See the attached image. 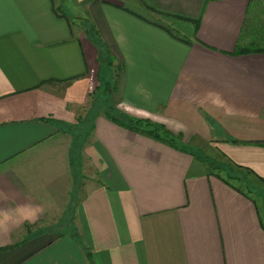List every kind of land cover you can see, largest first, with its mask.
I'll list each match as a JSON object with an SVG mask.
<instances>
[{
	"label": "crops",
	"instance_id": "1",
	"mask_svg": "<svg viewBox=\"0 0 264 264\" xmlns=\"http://www.w3.org/2000/svg\"><path fill=\"white\" fill-rule=\"evenodd\" d=\"M253 1L0 0V264H264ZM102 70L177 147L84 119Z\"/></svg>",
	"mask_w": 264,
	"mask_h": 264
},
{
	"label": "rangeland",
	"instance_id": "2",
	"mask_svg": "<svg viewBox=\"0 0 264 264\" xmlns=\"http://www.w3.org/2000/svg\"><path fill=\"white\" fill-rule=\"evenodd\" d=\"M73 21L75 22V20ZM246 30L251 32L253 37H255L254 39H256L255 43L254 44L252 43L250 47L264 48V0H254L252 2L251 8L249 10ZM108 78L109 76L108 74H106L105 70L100 71V73H98V75L96 76L95 75L92 76L93 80L92 82H90V94L88 98V103L84 111H81V114L85 116L84 118L85 120L95 112L103 111L105 108L108 109V106L110 104L111 105L113 104L110 95L111 91L108 90L109 88H111L112 80H108ZM82 179H83L82 177L78 176V179L75 180L76 182L74 186L76 185L75 187H77L78 185L77 183H81ZM248 179L251 180L252 184H257V181L252 180L251 177H248ZM257 186L255 188L249 186L253 191V193L251 194L252 197L257 196L256 193L261 194L259 192H261L264 187L261 186L262 187L261 188L259 186L260 188H257ZM261 196L263 197L262 194ZM61 229L62 227L59 230Z\"/></svg>",
	"mask_w": 264,
	"mask_h": 264
},
{
	"label": "trees",
	"instance_id": "3",
	"mask_svg": "<svg viewBox=\"0 0 264 264\" xmlns=\"http://www.w3.org/2000/svg\"><path fill=\"white\" fill-rule=\"evenodd\" d=\"M64 5L63 4H54V13L60 17V18H66V15L64 13ZM70 24H71V20L69 19ZM176 38H178L176 36ZM189 43L187 40L184 41ZM257 53V52H264V48H254V47H247V48H241L238 47L236 49V52L234 54H241V53ZM110 60V65H113V59L111 57H109ZM115 70H121V68L115 66ZM115 84L114 79L112 80V85L111 88H109L108 90H110V95L112 94V89H113V85ZM107 90V91H108ZM115 107L113 105H109L108 109H104L102 111V113L108 117L109 119H111L115 124L129 129L132 132H135L137 134H140L142 136H145L147 138H150L154 141L163 143L169 147L175 148L177 147L178 142L180 141V137L179 136H175L173 135L168 129H166L163 125L152 122L150 120H140V119H134V118H129L124 116L123 114L120 115L118 114L116 111H114ZM235 167V166H234ZM242 171H246L249 174H251L259 183H264V179L259 178L258 176H256V174H254L252 171H248L245 169H242ZM243 172V173H244ZM247 173L243 176V183L244 184V188L242 189H247L246 192L252 193V189L249 186H252L253 188L256 187V184H252L251 180L248 179V177L246 176ZM245 177V179H244ZM237 189V188H236ZM257 189V188H256Z\"/></svg>",
	"mask_w": 264,
	"mask_h": 264
}]
</instances>
